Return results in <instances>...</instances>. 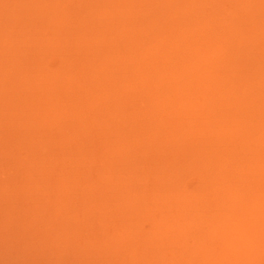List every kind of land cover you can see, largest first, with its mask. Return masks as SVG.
<instances>
[{
	"label": "rangeland",
	"instance_id": "1",
	"mask_svg": "<svg viewBox=\"0 0 264 264\" xmlns=\"http://www.w3.org/2000/svg\"><path fill=\"white\" fill-rule=\"evenodd\" d=\"M4 1L12 6L8 8ZM45 1L49 6L53 4L51 8ZM55 1L11 0L10 3L9 0H3L0 3V30L3 31L0 32V37L3 34L5 37L2 41L4 44L0 46V93L5 90L3 93L8 97L0 95L1 100L8 103L5 104L2 100L4 108L0 104L1 114L3 109L8 110L7 113L3 111L0 114V264H230L228 257L223 256L226 253L231 255L234 251L225 250V231L220 230L222 227L216 222L222 225L223 219L216 217L224 207L223 203L235 208L245 198L242 195L247 193L246 198H249L250 204L242 219L247 217L243 227L246 234L252 237V242L241 259L247 255L243 264H264V183L262 192L259 191L257 196L255 186L246 180V176H241V172L237 170L227 171V165L233 164L235 167L239 162L235 144L234 147L229 145L231 149L225 151L227 153L226 158L223 155V162L217 160L219 166L211 161L213 158H209L213 164L208 162L212 166H218H213V173L207 170L208 158L205 159L203 154L199 157H203L207 167L201 168L208 173L194 167L202 160L195 163L198 159L195 162L188 159L197 157L200 152L196 147L197 156L193 155V141L196 138L199 140L198 137L205 135L209 137L210 142L206 137H201L200 141L204 144L200 148L203 152L205 146V149L213 146L210 143L215 140L217 132H222L224 128V132L228 131L227 124L233 121L231 116L236 118L237 127L243 128L244 109L251 108L252 114L256 115L264 105V0H106L107 3L104 0ZM210 4L213 8L209 7ZM15 6V19L18 22L13 19L12 23L10 21L15 12L10 10L13 8L15 11ZM44 6L48 7L45 9ZM104 7L108 9L104 11ZM6 8L10 13H5ZM210 11H215L216 14L212 12V15ZM2 12L5 13L4 18L8 16L10 20L3 19ZM24 12L26 15H23ZM34 16L37 23H33ZM160 17L164 18V22ZM172 19L174 23L171 22ZM219 19L225 20L221 23L222 20ZM3 21L6 23H2ZM113 22L117 24L113 25ZM17 24L22 28L18 26V29ZM14 28L19 31L16 32ZM25 28L27 29L24 30ZM130 29L133 30L132 35ZM25 33L27 35L23 37ZM150 35L154 40H149ZM11 38L17 41L13 42ZM10 40L15 44L12 45ZM215 40L217 42L214 43ZM127 42L128 45L125 44ZM150 44L154 47L157 45L158 48L153 50ZM210 45L213 47L210 48ZM125 47L131 50H126ZM230 48L235 50L234 54ZM242 49L243 53L240 52ZM224 50L227 52L224 53ZM198 54L204 55L200 59ZM242 55L246 57L245 60ZM235 57L239 58L233 60ZM156 60L159 62L155 63ZM164 61H169L166 62L169 67L165 63L166 68H163ZM33 63L37 64L34 66ZM9 64L15 67L14 71ZM200 67L204 69H198ZM157 71L162 74L158 72L157 75ZM34 79H39L42 84L35 85ZM187 91L191 92L190 95ZM162 96L168 100L160 98ZM217 98L218 101H215ZM208 100L210 101L207 102ZM108 101L110 106H106ZM204 101L210 103L207 104L209 108L213 103L214 106L218 105V111L215 107L210 108L211 112L215 109L217 113L215 110L213 114L208 110L207 112ZM12 103L17 104L16 107ZM19 104L20 110L25 111H22L24 116L17 108ZM160 107L161 110L158 111ZM200 109H205L207 113ZM113 112L117 115L115 119L106 115H113ZM213 115L217 116L214 118ZM12 118L16 119L11 120ZM210 119L213 121H209ZM257 123L262 126L264 122ZM175 128L179 129L174 130ZM191 128L197 131L201 128L203 135L200 136L196 130L195 134ZM258 130L260 129L255 127L251 135H256ZM191 132L194 133L192 136ZM224 132L218 135H224ZM262 144L264 145V139ZM114 149L118 150V154ZM189 150L193 153L191 156L188 154ZM179 163L185 166L181 167V171L178 169ZM189 167L192 172L193 168L196 170L193 173L195 176L192 177ZM169 170L172 174H168ZM197 171L201 173L198 174ZM215 173L218 179L214 178ZM176 175L180 179L179 188L175 187L177 179L171 185L178 188L175 191L179 193L175 194L172 189L169 190L171 193L167 189L161 193L167 187L165 184L170 183V176L174 178ZM166 177L170 178L167 183ZM207 177L209 180H217L218 186L212 185L213 182L208 181ZM205 179L212 183V187L217 188L216 191H212ZM229 180L235 183L232 184ZM200 181L205 185L202 189ZM206 186L211 189L210 194L218 191L216 196L215 193L208 196ZM181 188L185 191L184 196ZM168 192H174V196L168 197ZM228 196L232 197L233 203L229 199L231 204H228ZM167 197H174V202H170ZM167 199L169 201L166 203ZM213 202L215 206H221V209L216 207L218 213L213 210V205L214 208L210 209ZM208 203L209 206H205ZM255 203L259 205L258 212L254 213L255 216L252 215V219H248L253 213L251 206ZM200 210L205 211V214L200 213ZM212 213H215L214 217ZM236 222L237 220L231 219L230 225ZM153 225L159 227L158 232L155 231L158 228ZM194 246L197 249H191ZM170 247L177 252L173 251V254Z\"/></svg>",
	"mask_w": 264,
	"mask_h": 264
},
{
	"label": "bare ground",
	"instance_id": "2",
	"mask_svg": "<svg viewBox=\"0 0 264 264\" xmlns=\"http://www.w3.org/2000/svg\"><path fill=\"white\" fill-rule=\"evenodd\" d=\"M0 1H1V0H0ZM2 1H3V0H2ZM2 1H1V2H2ZM6 1H7V0H6ZM38 1H39V0H36V2H38ZM56 1H57V0H56ZM56 1H55V2H56ZM104 1H105L106 3L108 2V1H106V0H104ZM104 1H103V2H104ZM151 1H152V0H151ZM156 1H157V0H156ZM161 1L163 2L164 0H161ZM234 1H235V0H234ZM1 2H0V3H1ZM9 2L12 3L11 0H9ZM24 2H25V1H24ZM36 2H35V4H36ZM53 2H54V1H53ZM101 2H102V1H101ZM101 2H100V3H101ZM105 2H104V3H105ZM212 2H213V1H212ZM218 2H219V1H218ZM3 3H5V1H4ZM6 3H7V2H6ZM6 3H5V4H6ZM17 3H18V2H17ZM45 3H46V5L49 4V3L47 4L46 1H45ZM45 3H44V4H45ZM56 3H57V2H56ZM56 3H55L54 5H56ZM100 3H99L98 5H100ZM150 3L153 4L154 2H153V3L150 2ZM157 3H160V1L157 2ZM175 3H178V2H175ZM219 3H220V2H219ZM221 3H222V2H221ZM221 3H220V4H221ZM14 4H16V3H13V5H14ZM26 4H29V3H26ZM44 4H43V5H44ZM50 4H52V3H50ZM154 4H155V3H154ZM154 4H153V5H154ZM6 5L8 6V8H9V6H12V5H9V3H7ZM52 5H53V4H52ZM52 5H50V6H52ZM174 5H177V4H173V6H174ZM211 5H212V4H210L209 7H210V8H213V7H211ZM213 5L215 6V3H213ZM232 5H233V4H232ZM48 6H49V5H48ZM48 6H44L45 9H46V7H48ZM50 6H49V7H50ZM102 6H104V5H102ZM156 6H158V5H156ZM164 6H165V5H164ZM181 6H182V5H181ZM221 6H222V5H221ZM242 6H243V5H242ZM98 7H100V6H98ZM8 8H6L5 13H6V11L9 12V13H10V11L15 12V13H13V14H15L14 18L12 17V21H10V22L13 23V22H14L13 19L16 20V19H15L16 14H17V13H16V12H17L16 6H15V9H16L15 11L12 10L13 8L9 11V10H7ZM23 8H24V7H23ZM29 8H30V7H29ZM31 8H32V7H31ZM50 8H51V7H50ZM50 8H49V9H50ZM155 8H158V7H155ZM155 8H154V10H155ZM165 8H166V7H165ZM191 8H192V7H191ZM191 8H190V9H191ZM215 8H216V7H215ZM215 8H214V9H215ZM244 8H245V7H244ZM18 9L20 10L19 7H18ZM24 9H25V8H24ZM24 9H23V10H24ZM32 9H33V8H32ZM47 9H48V8H47ZM49 9H48V10H49ZM52 9H53V8H52ZM52 9H51V10H52ZM105 9L107 10L108 8L104 7V11H106ZM158 9H160V8H158ZM184 9H185V8H184ZM214 9H213V10H214ZM236 9H237V8H236ZM19 10H18V11H19ZM27 10H28V9H27ZM55 10H56V9H55ZM191 10H192V9H191ZM191 10H190V11H191ZM210 10H211V9H210ZM216 10H217V8H216ZM218 10H219V8H218ZM237 10H238V9H237ZM28 11H30V10H28ZM28 11H27V12H28ZM56 11H57V10H56ZM102 11H103V9H102ZM166 11H168V10H166ZM190 11H189V12H190ZM161 12H162V11L160 10V13H161ZM210 12H211V11H210ZM212 12H213L214 14H216L215 11H212ZM212 12H211V14L213 15ZM217 12H218V11H217ZM246 12H247V11H246ZM2 13H3V12H2ZM5 13L2 14V18L5 19V20H8L7 18H9V20H10V17H8V16H6V15H5L6 18H4L3 15H4ZM103 13H104V12H103ZM177 13H178V12H177ZM204 13H205V12H204ZM238 13H239V12H238ZM7 14H8V13H7ZM11 14H12V12H11ZM19 14H20V12H19ZM98 14H100V11H98ZM98 14L96 13V15H98ZM180 14H183V13L181 12ZM189 14H190V13H189ZM240 14H241V12H240ZM251 14H252V13H251ZM23 15H26L25 12H24ZM38 15H40V14H37V16H38ZM47 15H48V14H47ZM55 15H56V14H55ZM101 15H102V14H101ZM150 15H153V14H150ZM162 15H163V14H162ZM167 15H169V14H167ZM11 16H12V15H11ZM37 16H36V17H37ZM111 16H113V15H111ZM159 16H161V15L159 14ZM179 16H180V15H179ZM182 16H183V15H182ZM187 16H188V14H187ZM189 16H190V15H189ZM226 16H228V15H226ZM242 16H244V15H242ZM19 17H20V16H19ZM19 17H18V18H19ZM22 17H23V16H22ZM27 17H28V16H27ZM39 17H40V16H39ZM109 17H110V15H109ZM157 17H158V16H157ZM167 17H168V16H167ZM183 17H184V16H183ZM183 17H182V18H183ZM193 17H194V16H193ZM205 17H206V16H205ZM16 18H17V17H16ZM25 18H26V17H25ZM30 18H31V17H30ZM46 18H47V17H46ZM46 18H45V19H46ZM111 18H112V17H111ZM114 18H115V16H114ZM151 18H152V17H151ZM160 18H162V20L164 19L163 17H160ZM178 18H179V17H178ZM186 18H187V17H186ZM112 19H113V18H112ZM156 19H157V18H156ZM158 19H159V18H158ZM158 19H157V20H158ZM187 19H188V18H187ZM190 19H191V18H190ZM237 19H238V18H237ZM1 20H2V19H1ZM1 20H0V21H1ZM22 20H23V19H22ZM26 20H29V19L27 18ZM26 20H25V22H26ZM34 20H35V16H34L33 21H34ZM128 20H129V18H128ZM149 20H150V18H148V21H149ZM157 20H156V21H157ZM167 20H169V19H167ZM180 20H181V19H180ZM182 20H183V19H182ZM221 20H222L221 23H223V21H224L225 19H224V20L221 19ZM221 20L219 19V21H221ZM16 21H17V20H16ZM16 21H15V23H16ZM20 21H21V20H20ZM113 21H114V20H113ZM126 21H127V20H126ZM172 21H173V19L171 20V22H172ZM183 21L185 22L186 20H183ZM4 22L6 23V21H3L2 23H4ZM17 22H18V21H17ZM31 22H32V21H31ZM41 22H42V21H41ZM70 22H71V21H70ZM110 22H111V21H110ZM152 22H155V21L153 20ZM152 22H150V23H152ZM157 22H159V24H160V21H157ZM163 22H164V20H163ZM167 22H169V21H167ZM174 22H175V21H174ZM174 22H172V23H174ZM189 22H190V21H188V23H189ZM0 23H1V22H0ZM5 23H4V24H5ZM8 23H9V22H8ZM19 23H20V22H19ZM28 23H29V22H28ZM33 23H37V20L34 21ZM39 23H40V21H39ZM44 23H47V21L44 22ZM111 23H112V22H111ZM161 23H162V22H161ZM225 23H226V21H225ZM9 24H10V23H9ZM9 24H7V26H8ZM26 24H27V23H26ZM29 24H30V23H29ZM114 24H117V23H116V22H113V25H114ZM155 24L158 25L157 23H155ZM163 24H164V23H163ZM169 24H170V22H169ZM177 24H178V23H177ZM181 24H182V23H181ZM13 25H14V24H13ZM68 25H70V24H68ZM113 25H112V26H113ZM119 25H120V24H119ZM123 25H124V24H123ZM123 25H122V26H123ZM170 25H171V24H170ZM172 25H173V24H172ZM172 25H171V26H172ZM178 25H179V24H178ZM251 25H252V24H251ZM2 26H3V24H2ZM4 26H5V25H4ZM10 26H12V25L10 24ZM18 26H20V25L17 24L16 27L18 28ZM26 26H27V25H26ZM31 26H32V25H31ZM36 26H37V24H36ZM45 26H46V25H45ZM57 26H58V25H57ZM76 26H77V24H76ZM105 26H106V25H105ZM122 26H121V27H122ZM124 26H125V28H126V25H124ZM158 26H160V25H158ZM166 26H168V25L166 24ZM184 26H186V25H184ZM255 26H257V25H255ZM258 26H259V25H258ZM5 27H6V26H5ZM20 27H21V26H20ZM41 27H42V26H41ZM46 27H47V26H46ZM115 27H117V26H115ZM141 27H143V25H142ZM163 27H164V25H163ZM250 27H251V26H250ZM253 27H254V26H253ZM0 28H1V27H0ZM21 28H22V27H21ZM122 28H124V27H122ZM125 28H124V29H125ZM130 28H131V27H130ZM168 28H169V27H168ZM231 28H233V27H231ZM2 29H3V28H2ZM8 29L10 30L11 28H8ZM14 29H15V28H14ZM18 29H19V28H18ZM26 29H27V28H25L24 30H26ZM41 29H42V28H41ZM44 29H46V28H44ZM54 29H55V28H54ZM140 29H141V28H140ZM140 29H138V30H140ZM166 29H167V28H166ZM170 29H172V27H171ZM178 29H179V28H178ZM225 29H227V28H225ZM225 29H224V30H225ZM4 30H5V29H4ZM46 30H47V29H46ZM46 30H45V31H46ZM130 30H131V29H130ZM168 30H169V29H167V31H168ZM179 30H180V29H179ZM181 30H182V29H181ZM228 30H229V29H228ZM10 31H11V30H10ZM15 31H16V29H15ZM17 31H19V30H17ZM17 31H16V32H17ZM43 31H44V30H43ZM47 31H48V30H47ZM119 31H120V30H119ZM143 31H145V29H144ZM150 31H151V30H150ZM183 31H184V30H183ZM222 31H223V30H222ZM0 32H3V31L0 30ZM16 32H15V33H16ZM20 32H21V30H20ZM26 32H27V31H26ZM117 32H118V31H117ZM124 32H125V31H124ZM128 32H129V31H128ZM132 32H133V30H131L130 35H132ZM169 32H170V30H169ZM184 32H186V31H184ZM15 33L13 32V34H15ZM118 33H119V32H118ZM120 33H122V32H120ZM120 33H119V34H120ZM126 33H127V32H126ZM134 33H136V32H134ZM134 33H133V34H134ZM158 33H159V32H158ZM160 33H161V32H160ZM167 33H168V32H167ZM175 33H176V32H175ZM177 33H178V32H177ZM39 34H41V33H39ZM122 34H123V33H122ZM137 34H138V33H136V35H137ZM140 34H141V33H140ZM155 34H156V33H155ZM155 34H154V36H155ZM169 34H171V32H170ZM229 34H230V33H229ZM234 34H235V33H234ZM26 35H27V34L25 33V35H23V37L26 36ZM41 35H43V34H41ZM125 35H126V34H125ZM130 35H129V36H130ZM134 35H135V34H134ZM148 35H149V34H148ZM156 35H157V34H156ZM162 35H163V34H162ZM162 35H161V36H162ZM165 35H166V33H165ZM181 35H182V34H181ZM236 35H237V34H236ZM236 35H235V37H236ZM2 36H3V37H0V46H1V44H4V43L2 42V41H4L3 38H5V37H4V34H3ZM14 36H15V35H14ZM16 36H18V35H16ZM52 36H53V35H52ZM122 36H124V35H122ZM154 36H152V37H154ZM50 37H51V36H50ZM131 37H132V36H131ZM143 37H144V36H143ZM157 37H158V36H157ZM173 37H174V36H173ZM179 37H180V36H179ZM182 37H183V36H182ZM212 37H213V36H212ZM229 37H230V36H229ZM26 38H27V37H26ZM28 38H29V36H28ZM129 38H130V37H129ZM144 38H146V37H144ZM148 38H149V40H150L151 35H150ZM158 38H159V37H158ZM184 38H186V37H184ZM220 38H221V37H220ZM7 39H9V38H7ZM20 39H21V38H20ZM22 39H23V38H22ZM52 39H53V37H52ZM52 39H51V40H52ZM56 39H57V38H56ZM151 39H152V38H151ZM174 39H175V38H174ZM179 39H180V38H179ZM182 39H183V38H182ZM231 39H232V38H231ZM234 39L236 40V38H233V40H234ZM11 40L13 41V38H11ZM11 40H10V42H11ZM28 40H29V39H28ZM126 40H127V39H126ZM126 40H125V41H126ZM140 40H141V39H140ZM152 40H154V39H152ZM165 40H166V38H165ZM169 40H170V39H169ZM169 40H168V41H169ZM180 40H181V39H180ZM188 40H189V38L186 40V42H188ZM233 40H232V41L230 40V41L233 42ZM8 41H9V40H8ZM14 41H17V40H14ZM14 41H13V42H14ZM143 41H145V39H143ZM147 41H148V40H147ZM25 42H26V43H29V42H27V41H25ZM129 42H131V40H129ZM139 42H140V41H138V43H139ZM154 42H156V41H154ZM154 42H153V43H154ZM180 42H181V41H180ZM215 42H217V40H215L214 43H215ZM238 42H239V41H237V43H238ZM49 43L51 44V42H49ZM136 43H137V42H136ZM147 43H148V42H147ZM166 43H167V42H166ZM169 43H170V42H169ZM183 43H185V42H183ZM214 43H213V44H214ZM234 43H235V41H234ZM11 44L14 45L15 43L13 44V43L11 42ZM11 44H10V45H11ZM17 44H18V46H19V42H17ZM17 44H16V45H17ZM46 44H47V43H46ZM46 44H45V45H46ZM125 44L128 45V42L125 43ZM129 44H130V43H129ZM134 44H135V42H134ZM209 44H210V43H209ZM211 44H212V43H211ZM235 44H236V43H235ZM10 45H9V46H10ZM12 45L10 46L11 49L13 48ZM16 45H15V46H16ZM26 45H27V44H26ZM28 45H29V44H28ZM33 45H34V44H33ZM33 45H32V46H33ZM126 45H125V46H126ZM142 45H143V44H142ZM142 45H141V46H142ZM154 45H155V43H154ZM171 45H172V43H171ZM231 45H233V44H231ZM237 45H238V44H237ZM15 46H14V47H15ZM18 46H16V47H18ZM35 46H36V45H35ZM35 46H34V47H35ZM37 46H38V45H37ZM65 46H66V45H64V47H65ZM133 46H134V45H133ZM136 46H137V45H136ZM150 46H151V48L153 49V48H155L157 45L154 47V46H152V44H150ZM242 46H243V45H242ZM4 47H5V46H4ZM6 47H7V45H6ZM16 47H15V48H16ZM26 47H27V46H26ZM30 47H31V46H30ZM30 47H29V50H30ZM138 47H139V46H138ZM178 47H179V46H178ZM208 47H209V46H208ZM211 47H213V46L210 45V48H211ZM226 47H229V46H226ZM233 47H235V46L233 45ZM237 47H239V46H237ZM247 47H248V46H247ZM7 48H8V47H7ZM18 48H19V47H18ZM18 48H17L15 51H17ZM31 48L33 49V47H31ZM36 48H37V47H36ZM59 48H60V47H59ZM62 48H63V47H62ZM130 48H131V46H130ZM130 48H128V49H130ZM156 48H158V47H156ZM170 48H171V47H170ZM172 48H173V47H172ZM223 48H224V46H223ZM2 49H3V48H2ZM2 49H1V50H2ZM39 49H41V48L39 47ZM39 49H38V50H39ZM125 49H126V47H125ZM128 49H126V50H128ZM164 49H167V48H164ZM215 49H216V46H215ZM219 49H220V48H219ZM226 49H227V48H226ZM230 49H232V52H233V54H234V51H235V50H234L233 48H230ZM237 49H238V48H237ZM5 50H6V49H5ZM5 50H4V51H5ZM27 50H28V49H27ZM41 50H42V49H41ZM130 50H131V49H130ZM132 50H133V49H132ZM134 50H135V48H134ZM134 50H133V51H134ZM143 50H145V49L143 48ZM153 50H154V49H153ZM206 50H207V49H206ZM233 50H234V51H233ZM239 50H240V49H239ZM8 51H9V50H8ZM10 51H11V50H10ZM12 51H14V49H12ZM23 51H24V50H23ZM25 51H26V50H25ZM31 51H32V50H31ZM34 51H37V50L34 49ZM42 51H43V50H42ZM58 51H59V50H58ZM146 51H147V50H146ZM156 51H158V50H156ZM160 51H161V47H160ZM162 51H163V50H162ZM162 51H161V52H162ZM169 51L171 52V50H169ZM169 51H168V53H169ZM177 51H179V50H177ZM211 51H212V50H211ZM221 51H222V50L220 49V52H221ZM242 51H243V49H242L240 52H242ZM52 52H53V51H52ZM130 52H132V51H130ZM189 52H190V51H189ZM193 52H194V51H193ZM223 52L226 53L227 51L224 50ZM223 52H222V55H223ZM166 53H167V52H166ZM168 53H167V55H168ZM194 53H195V52H194ZM206 53H208V52H206ZM218 53H219V52H218ZM236 53H237V52H236ZM242 53H243V52H242ZM131 55H132V54H131ZM133 55H134V53H133ZM136 55H137V53H136ZM148 55H149V54H148ZM202 55H204V54H201L200 56H199V54H198L197 56H199L200 59H201V56H202ZM162 56H163V55H162ZM189 56H190V55H189ZM194 56H195V54H194ZM194 56H193V58H195ZM240 56H241V55H240ZM242 56H243V55H242ZM152 57H153V56H152ZM177 57H178V55H177ZM243 57H244V56H243ZM249 57H250V56H249ZM253 57H254V56H253ZM157 58H158V57H157ZM157 58H156V59H157ZM162 58H163V57H162ZM191 58H192V57H191ZM206 58H207V56H206ZM238 58H239V57H238ZM238 58H237V59H238ZM245 58H246V57H244L243 59L245 60ZM154 59H155V58H153V60H154ZM198 59H199V58H198ZM219 59H221V58H219ZM225 59H226V58H225ZM229 59H230V58H229ZM237 59H236V57H235V59L233 58V60H237ZM243 59H242V60H243ZM147 60H148V59H147ZM153 60H152V61H153ZM168 60L170 61V59H168ZM195 60H196V58H195ZM209 60H210V59H209ZM221 60H222V59H221ZM233 60H232V61H233ZM250 60H251V58H250ZM11 61H14V59H12ZM131 61H132V60H131ZM148 61H149V60H148ZM169 61H166V62L168 63ZM181 61H182V59H181ZM198 61H199V60H198ZM200 61H202V60H200ZM222 61H223V60H222ZM239 61H240V60H239ZM134 62H135V59H134ZM157 62H159V61L156 60L155 63H157ZM166 62L164 61V63H163V66H164V67L162 66L163 68H166L165 65H168L167 67H169V64H167ZM219 62L221 63V61H219ZM228 62H229V61H228ZM233 62H234V61H233ZM241 62H242V61H241ZM243 62H244V61H243ZM243 62H242V63H243ZM38 63H39V62H38ZM165 63H166V64H165ZM225 63H226V62H225ZM229 63H230V62H229ZM231 63H232V62H231ZM27 64H28V63H27ZM30 64H32V63H30ZM33 64H34V63H33ZM36 64H37V63H36ZM36 64H34V66H35ZM41 64H42V63H41ZM164 64H165V65H164ZM203 64H205V63H203ZM238 64H239V63H238ZM161 65H162V63H161ZM170 65H171V64H170ZM206 65H207V64H206ZM224 65H225V64H224ZM227 65H228V63H227ZM227 65H226V66H227ZM234 65H235V64H234ZM236 65H237V64H236ZM262 65H263V64H262ZM9 66H11V70L14 71V68H15V67H12V65H10V64H9ZM139 66H140V65H139ZM143 66H144V65H143ZM228 66H229V65H228ZM238 66H239V65H238ZM132 67H133V66H132ZM241 67L243 68V64H242ZM241 67H240V68H241ZM251 67H252V66H251ZM9 68H10V67H9ZM40 68H41V67H40ZM138 68H140V67H138ZM146 68H147V67H146ZM150 68H151V67H150ZM208 68H209V66H208ZM222 68H223V67H222ZM236 68H237V66H236ZM244 68H245V67H244ZM24 69H25V68H24ZM41 69H42V68H41ZM154 69H155V68H154ZM161 69H162V68H161ZM198 69H200V70L202 69V70H203L204 68H201V67H200V68H198ZM223 69H224V68H223ZM228 69H229V68H228ZM11 70H9V71L11 72ZM52 70H53V69H52ZM56 70H57V69H56ZM137 70H138V69H137ZM148 70H149V69H148ZM240 70H243V69H240ZM259 70H260V69H259ZM49 71H50V70H49ZM133 71L136 72V70H133ZM198 71H199V70H198ZM221 71H222V70H221ZM238 71H239V70H238ZM244 71H245V70H244ZM246 71H247V70H246ZM250 71H251V70H250ZM250 71H248V73H249ZM261 71H262V70H261ZM263 71H264V70H263ZM33 72H34V71H33ZM33 72H32V73H33ZM44 72H45V71H44ZM54 72H55V71H54ZM152 72H153V71H152ZM155 72H156V70H155ZM155 72H153V73H155ZM158 72H159V71H157V75H158ZM162 72H163V69H162ZM200 72H201V71H200ZM225 72H226V69H225ZM241 72H242V71H241ZM13 73H14V72H13ZM34 73H35V72H34ZM51 73H52V72H51ZM51 73H50V74H51ZM145 73H146V71L144 72V74H145ZM159 73H160V72H159ZM222 73H223V72H222ZM106 74L108 75L109 72L106 73ZM149 74H151V73H149ZM155 74H156V73H155ZM160 74H162V73H160ZM223 74H224V73H223ZM237 74H238V73H237ZM260 74H261V73H260ZM29 75H30V73H29ZM52 75H53V74H52ZM55 75H56V74H55ZM137 75H138V74H137ZM152 75H154V74H152ZM179 75H180V74H179ZM205 75H208V73L205 74ZM205 75H204V77H206ZM225 75H226V74H225ZM253 75H254V74H253ZM33 76H34V75H33ZM40 76H41V75H40ZM145 76H146V75H145ZM236 76H237V75H236ZM239 76H240V75H239ZM257 76H258V73H257ZM260 76H262V75H260ZM37 77H38V76H37ZM49 77H50V76H49ZM153 77H154V76H153ZM156 77H157V76H156ZM171 77H173V75H172ZM182 77H183V76H182ZM200 77H201V76H200ZM223 77H224V76H223ZM1 78H2V77H0V79H1ZM30 78H32V76H31ZM35 78H36V77H35ZM54 78H56V77L54 76ZM144 78H145V77H144ZM147 78H148V76H147ZM150 78H151V77H150ZM154 78H155V77H154ZM257 78H258V77H257ZM41 79H42V78H41ZM106 79H107V78H106ZM151 79H153V78H151ZM155 79H156V78H155ZM198 79H199V78H198ZM205 79H207V78H205ZM208 79H211V78L208 77ZM208 79L206 80L207 82H208ZM259 79H260V78H259ZM4 80H5V79H4ZM43 80H44V79H43ZM147 80H148V79H147ZM153 80H154V79H153ZM213 80H215V79H213ZM244 80H245V77H244ZM31 81H32V80H31ZM31 81H30V84H32ZM195 81H197V80H195ZM210 81H211V80H209V82H210ZM253 81H256V80H253ZM3 82H4V81H3ZM3 82H2V83H3ZM33 82H34L35 85H36L37 83H38L39 85L42 84V82L39 81V79H38V80L34 79ZM40 82H41V83H40ZM154 82L156 83V81H154ZM158 82H159V81H157V83H158ZM160 82H161V81H160ZM160 82H159V83H160ZM199 82H200V81H199ZM211 82H212V81H211ZM214 82H215V81H214ZM220 82H221V81H220ZM222 82H223V81H222ZM256 82H257V81H256ZM55 83H56V82H55ZM145 83H146V81H145ZM152 83H153V82H152ZM155 83H154V85H156ZM235 83H236V82H235ZM253 83H254V82H253ZM5 84H6V83H5ZM45 84H46V83H45ZM146 84H147V83H146ZM195 84H196V83H195ZM203 84L205 85V83H203ZM246 84H247V83H246ZM3 85H4V84H2V86H3ZM15 85H16V84H15ZM19 85H20V84H19ZM46 85H47V84H46ZM157 85H158V84H157ZM201 85H202V84H201ZM249 85H250V84H249ZM226 86H228V85H226ZM33 87H34V86H33ZM145 87H146V86H145ZM166 87H167V86H166ZM171 87H172V86H171ZM194 87H195V86H194ZM194 87H193V88H194ZM240 87H241V86H240ZM245 87H246V86H245ZM249 87H251V86H249ZM40 88H41V87H40ZM54 88H55V87H54ZM68 88H69V86H68ZM152 88H153V87H152ZM152 88H151V89H152ZM157 88H158V87H157ZM164 88H165V87H164ZM173 88H174V87H173ZM198 88H199V87H198ZM201 88H202V86H201ZM214 88H216V87H214ZM246 88H247V87H246ZM1 89H2V87H1ZM10 89H12V87H10ZM141 89H142V88H141ZM161 89H162V87H161ZM168 89H169V88H168ZM171 89H172V88H171ZM219 89H220V88H219ZM229 89H230V88H229ZM229 89H228V90H229ZM3 90H4V89H3ZM53 90H54V89H53ZM142 90H143V89H142ZM155 90L158 91L159 89L157 90V89L155 88ZM162 90H163V89H162ZM166 90H167V88H166ZM166 90H165V91H166ZM205 90H207V88H206ZM211 90H212V89H211ZM228 90H227V92L229 93ZM234 90H235V89H234ZM248 90H249V89H248ZM4 91H5V90H4ZM4 91H3V92H4ZM12 91H14V90H12ZM152 91H153V89H152ZM189 91H190V90H189ZM220 91H221V90H220ZM239 91H240V89H239ZM3 92H2V90H1L0 95L2 94V96H4V98H8L7 95H4L5 93H3ZM49 92H50V91H49ZM68 92H69V91H68ZM72 92L74 93V89H73ZM142 92H143V91H142ZM158 92H159V91H158ZM158 92H157V93H158ZM163 92H164V90H163ZM210 92H212V91H210ZM215 92H216V90H215ZM215 92L213 91L214 94H215ZM164 93L167 94V91L164 92ZM164 93H163V94H164ZM168 93H169V92H168ZM175 93H176V92H175ZM190 93H191V92H190ZM190 93L187 91V94L190 95ZM199 93H201V92H199ZM206 93H207V92H206ZM241 93H247V92H241ZM173 94H174V92H173ZM204 94H205V93H203V95H204ZM9 95H10V94H9ZM137 95H138V94H137ZM157 95H159V94H157ZM160 95H161V91H160ZM215 95H216V94H215ZM234 95H236V94H234ZM2 96H0V97L2 98ZM5 96H6V97H5ZM167 96H169V95H167ZM167 96H166V97H167ZM192 96L194 97V95H192ZM197 96H198V95H197ZM197 96H196V97H197ZM236 96H237V95H236ZM248 96H249V95H248ZM26 97H27V96H26ZM26 97H24V98L26 99ZM28 97H29V96H28ZM31 97H32V96H31ZM155 97H156V96H155ZM190 97H191V96H190ZM196 97H195L194 99H196ZM200 97H201V95H200ZM216 97H217V96H215V98H216ZM219 97H221V96H219ZM227 97H228V96H227ZM229 97H230V96H229ZM238 97H239V96H238ZM1 98H0V104H1V106H2L3 103L8 104V103H6L7 101H4L3 99H2V100H3L4 102L1 103V102H2ZM12 98H14V96H13ZM29 98H30V97H29ZM29 98H28V100H29ZM160 98H164V97L162 96V97H160ZM211 98H212V96H211ZM221 98H222V97H221ZM32 99H33V98H32ZM155 99H156V98L153 99V100H154L153 103L155 102ZM169 99H170V98H169ZM188 99H189V97H188ZM205 99L207 100V97H206ZM234 99H236V98H234ZM7 100H8V99H7ZM17 100H18V99H17ZM17 100H16V101H17ZM151 100H152V98H151ZM157 100H158V99H157ZM157 100H156V101H157ZM164 100H166V99L164 98ZM167 100H168V98H167ZM167 100H166V101H167ZM186 100H187V99H186ZM214 100H215V99H214ZM223 100H224V99H223ZM8 101H9V100H8ZM21 101H22V100H21ZM111 101H112V100H111ZM166 101H165V102H166ZM179 101H181V100H178V102H179ZM189 101H190V100H189ZM196 101H197V99L195 100V102H196ZM209 101H210V100H208L207 102H209ZM215 101H218V98H217V100H215ZM263 101H264V100H263ZM27 102H28V101H27ZM29 102H30V101H29ZM109 102H110V101L107 102L106 106H110V105H111ZM138 102H140V101H138ZM163 102H164V101H163ZM175 102H176V101H175ZM195 102H194V103H195ZM221 102H222V101H221ZM226 102H227V101H226ZM18 103H19V102H17V104H18ZM108 103H109V105H108ZM136 103H137V101H136ZM156 103H158V102H156ZM188 103H190V102H188ZM205 103H206V102L204 101V104H205ZM219 103H220V102H219ZM223 103H224V102H223ZM12 104H13V103H12ZM17 104H16V105H17ZM20 104H21V102H20ZM20 104L17 106V108L20 106ZM25 104H27V103H25ZM154 104H155V103H154ZM168 104H169V102H168ZM173 104H175V103H173ZM197 104H198V102H197ZM207 104H208V103H206V105H207ZM216 104H218V102H217ZM216 104H215V105H216ZM225 104H226V103H225ZM10 105H11V104H10ZM13 105H14V104H13ZM16 105H14V106L16 107ZM152 105H153V104H152ZM157 105H158V104H157ZM166 105H167V104H166ZM166 105H165V106H166ZM169 105H170V104H169ZM206 105H203V107H205ZM208 105H210V103H209ZM208 105L205 107V108H206V111H207V110L210 111V108H211V107H212V108L215 107V109L218 108V110H219V107H217L218 105H217V106H214V103H213V106H210V108H209ZM1 106H0V109L4 106V104H3L2 107H1ZM22 106H27V105H22ZM35 106H36V105H35ZM37 106H38V107H41L40 105H37ZM150 106H151V105H150ZM153 106H154V105H153ZM162 106H163V105H162ZM179 106H181V105H179ZM199 106H200V105H199ZM219 106H220V105H219ZM225 106H227V105H225ZM5 107H6V106H5ZM15 107H13V109H14ZM155 107H156V106H155ZM170 107H171V105L169 106V108H170ZM3 108H4V107H3ZM7 108H8V107H7ZM25 108H26V107H25ZM35 108H36V107H35ZM158 108H159V105H158ZM225 108L227 109V107H225ZM237 108H238V107H237ZM8 109H9V108H8ZM15 109H16V108H15ZM21 109H22V107H21ZM215 109H214V110H215ZM9 110H10V109H9ZM18 110H20V107H19ZM25 110H26V109H25ZM104 110H105V109H104ZM154 110H156V109H154ZM159 110H161V107H160V109H158V111H159ZM200 110H202V109H200ZM212 110H213V109H212ZM214 110H213V112H214ZM216 110H217V109H216ZM216 110H215V111H216ZM218 110H217V111H218ZM224 110H225V109H223V111H224ZM3 111H5L6 113L8 112V110L6 111V109H5V110L3 109V110H2V114L4 113ZM15 111H16V110H15ZM22 111H24V110H20L21 114H22ZM105 111H106V110H105ZM105 111H103V112H105ZM202 111H203V110H202ZM206 111H205V109H204L203 112H204V113H207L208 111H207V112H206ZM217 111H216L215 113H217ZM220 111H221V110H220ZM225 111H226V110H225ZM244 111H245V114H244V126H243V128H241V127L238 128L237 125H236V123H237L236 120H235L236 118H234L233 116H231V117L233 118V121H232V123L227 124V125H228V131L226 130V131L224 132V129H225V128H224V129L222 130V132H224V135H218L219 133H220V134H223V133H222V132H217L218 134H216V135H215L216 137H214L215 140H214L212 143H210V145L212 144L213 146H208V149H205V148H206V146H205L204 149H203V152H201V148H200V146L203 147L202 144H204V143H202V141H200V140H201V137H202L201 135H203V133L201 134V132H200V129H201V128L197 131V130H196L197 128L195 127V128H196L195 130L197 131V133H198V132L200 133V136H201V137H198L199 140H198L197 138H196V140L193 139V140H194L193 142L195 143V147H194L195 149L192 150V151H194V154L192 153L191 150H189V152H190V151H191V152H190V153L188 152V154H189L190 156H191L192 154L195 156V154L197 153V152L195 151V150H196V147H197V149L199 148L197 151L199 152V150H200L201 154H199V153H200V152H199V153H197L198 156H197V154H196L197 157H195V158H194V157H191L193 160L190 159V158H188V159L191 160L192 162H193V161L195 162V161L198 159L199 161L197 160V161L195 162V163H198V162H200V161L203 159V157H204V158H205V157L208 158L207 162L210 161L209 158H211V159L213 158L215 161H214L213 159H212L211 161H213V163H216V165H218V162H219V161H222V162H223V160H224V156H223V155H224L225 153H227V152H225V151H228V148L231 149V147H230L229 145L231 144V145H233V147H234V144H235V147H234V148H236V151H237V153H238L237 155H238V161H239V162H238L237 165H235V167L233 166V164H229V165H227V171H235V170H237L238 172H241V173H240L241 176H242V175L246 176V177H247L246 180H248L250 183H252V184L255 186V187H254V188H255V193H256V195H257L259 191L262 192V190H263V189H262V183H264V145L262 144L263 139H264V137H263V135H264V132H263L264 123L262 124V126H259L260 124H258V123L256 124V122H257V121H258V122H262V121L264 122V105H263L262 109L259 110L258 112H257V108L255 109V112H257L256 115H253V114H252V112H251V108L246 107V108L244 109ZM18 112H19V111H18ZM20 112H19V113H20ZM24 112H25V111H24ZM24 112H23V113H24ZM160 112H161V111H160ZM213 112L210 111V113H212V114H213ZM6 113H5V114H6ZM10 113H11V112H10ZM14 113H15V112H14ZM51 113H52V112H51ZM106 113H107V111H106ZM108 113H109V112H108ZM110 113H111V112H110ZM178 113H179V112H178ZM210 113H209V114H210ZM225 113H226V112H225ZM225 113H224V114H225ZM0 114H1V113H0ZM2 114H1V115H2ZM5 114H4V115H5ZM111 114H112V113H111ZM111 114H106V115L112 116L114 119H115V117H117V115H115L114 112H113V115H114V116L111 115ZM162 114H163V113H162ZM175 114H177V113H175ZM224 114H223V115H224ZM6 115H7V114H6ZM48 115H49V113H48ZM150 115H151V114H150ZM198 115H199V114H198ZM210 115H211V114H210ZM17 116H18V114H17ZM22 116H24V115L22 114ZM22 116H21V118H22ZM170 116H171V115H170ZM215 116H217V115H213L214 118H215ZM227 116L229 117L228 114H227ZM227 116L225 115L226 118H228ZM11 117H14V115H12ZM157 117H158V116H157ZM173 117H174V116H173ZM221 117H222V116H221ZM225 117H224V118H225ZM237 117H238V116H237ZM239 117H240V116H239ZM239 117H238V118H239ZM218 118H220V116H218ZM242 118H243V117H242ZM15 119H16V118H15ZM15 119L12 118L11 120H15ZM154 120H155V119H154ZM159 120H160V119H159ZM159 120H158V121H159ZM175 120H177V119H175ZM203 120H204V118H203ZM203 120H202V122H203ZM211 120H212V119H210L209 121H211ZM18 121H19V120H18ZM170 121H171V119L169 120V122H170ZM192 121H193V120H192ZM195 121H196V120H195ZM212 121H213V120H212ZM239 121H240V119H239ZM178 122H179V117H178ZM188 122H189V121H188ZM200 122H201V120H200ZM207 122H208V121H207ZM242 122H243V121H242ZM19 123H20V122H19ZM22 123H23V122H22ZM167 123H168V122H167ZM184 123H185V122H184ZM184 123H182V124H184ZM189 123H192V122H189ZM218 123H219V122H218ZM226 123H227V121H226ZM168 124H169V123H168ZM172 124H174V123H172ZM180 124H181V122L179 123V125H180ZM187 124H188V123H187ZM174 125H175V124H174ZM174 125H173V126H174ZM179 125H178V126H179ZM201 125H202V123H201ZM211 125H212V124H211ZM109 126H110V125H109ZM184 126H185V125H184ZM188 126L190 127V124H188ZM193 126H194V125H193ZM207 126H208V124H207ZM213 126H214V125H213ZM224 126H226V125H224ZM153 127H154V126H153ZM180 127H181V126H180ZM191 127H192V126H191ZM221 127H222V126H221ZM255 127H257L258 129H260V130H258L259 132L256 134L257 136H256L255 134H254V136L251 135V132H253V129H255ZM171 128H172V127H171ZM198 128H199V127H198ZM202 128H203V127H202ZM152 129H153V128H152ZM152 129H151V130H152ZM176 129H179V128H175L174 130H176ZM191 129H192V128H191ZM203 129H204V128H203ZM211 129H212V128H211ZM218 129L220 130V127H218ZM226 129H227V128H226ZM192 130L195 131L194 128H193ZM214 130H216V127L214 128ZM196 131L194 132L195 134H196ZM206 131H208L207 128H206ZM177 132H178V131H177ZM204 132H205V130H204ZM214 132H215V131H214ZM214 132H213V134H214ZM194 133L191 132L190 135L192 136ZM199 133H198V134H199ZM207 133H208V132H207ZM174 134H175V133H174ZM213 134H212V135H213ZM252 134H253V133H252ZM204 135H205V134H204ZM207 135L209 136V133H208ZM186 136H187V135H186ZM205 137L207 138L206 135H205L204 137H202V138H205ZM262 137H263V138H262ZM180 138H181V137H180ZM180 138H179V140H180ZM193 138H195V137H193ZM208 138H209V137H208ZM208 138H207L206 140H208V142H210ZM212 139H213V138H212ZM206 140H205V141H206ZM176 141H177V140H176ZM188 143H189V142H188ZM206 143H207V142H206ZM207 145H208V143H207ZM182 146H183V145H182ZM115 147H116V149H119L118 146H115ZM115 147H114V148H115ZM186 147H187V146H186ZM181 148H182V147H181ZM187 148H188V147H187ZM116 149H114V151H116ZM117 151H118V150H117ZM117 151H116V152H117ZM177 151H178V150H177ZM117 154H118V152H117ZM202 154H203V157H201ZM199 155H201V156L199 157ZM190 156H189V157H190ZM174 157H177V156H174ZM225 158H226V154H225ZM205 159H206V158H205ZM119 160H120V159H119ZM178 160H179V158H178ZM217 160H218V162H217ZM228 160H231V162H232V159H231V158H229ZM191 161H190V162H191ZM202 161H203V160H202ZM202 161H201V162H202ZM211 161H210V162H211ZM201 162L199 163L200 165L202 164L201 166H200L199 164H197L196 166H194V165H193V166H194L195 168H196V167H197V168H201L202 166H203V167L205 166L204 168H206V167H207V165H206V164H207L206 161H203V162H205V163H204L205 165L203 164V162H202V163H201ZM195 163H194V164H195ZM208 163H209V162H208ZM211 163H212V162H211ZM211 163H209V165H208V168H209V169H207V170H211V173H213V172H214V171H213V170H214L213 166H214V167H216V166H215V165L212 166ZM213 163H212V164H213ZM179 164H180V168H178V169L181 171V167L184 168L185 166H182L181 163H179ZM190 165H191V164H190ZM198 165H199V166H198ZM210 165L212 166L211 168L209 167ZM218 166H219V165H218ZM218 166H217V167H218ZM177 167H178V166H177ZM177 167H176V168H177ZM217 167H216V168H217ZM190 168H191V167H189V169H188V168H187V169H188V171L190 170V172H191V174H192V177H193V176H195V175H193V173H195L196 170H194V168H193V171H194V172H192V171H191L192 168H191V169H190ZM197 168H196V169H197ZM212 168H213V170H212ZM239 169H240V170H239ZM167 170H168V169H167ZM179 170H177V171H179ZM199 170H202V168L199 169ZM199 170H198V171H199ZM204 170H206V169H204ZM204 170H202V172H204ZM207 170L205 171V173H208ZM162 171H163V170H162ZM170 171H171V170H169V172H170ZM177 171H175V172H177ZM188 171H187V172H188ZM198 171H197L196 173L200 174L201 172L199 173ZM237 171H236V172H237ZM169 172H168V174H172L171 172H170V173H169ZM182 172H183V171H182ZM188 173H189V172H188ZM198 174H196V176H197ZM215 174H216V173H215ZM207 175H208L209 177L212 176L211 174H210L211 176H210L209 174H207ZM207 175H206V176H207ZM247 175H248V176H247ZM186 177H187V176H186ZM209 177H207V178H208L207 180H208V181L211 180V181L213 182V184L210 182L212 185L215 186V185L218 184V183H217V180L212 179V178L209 180ZM212 177H213V176H212ZM216 177H217V174L214 176V178H216ZM170 178H171V180H173L174 182H171ZM170 178H169V177H168V178L166 177V183H167L169 180H170V183L168 182L167 184H165V185H167V187H165V189H163V191H161V193L164 192L166 189H167V191H169V190L172 189V190L175 192V194L179 193V191H175V189L179 190V189H178V188H179L178 185H180V182H179L180 179L178 180L179 177L176 175L174 178L171 177V176H170ZM172 178H173V179H172ZM167 179H168V180H167ZM175 179H177V181H178V184H175V187H178V188H173L174 186L171 185V184L175 183ZM216 179H218V177H217ZM196 180H197V179H196ZM205 180H206V179H205ZM207 180H206V182H208ZM213 180H215V184H214V181H213ZM253 180H254V181H253ZM197 181H199V180H197ZM229 181H230V180H229ZM235 181H236V180H235ZM226 182H227V181H226ZM226 182H225V183H226ZM232 182L235 183L234 181H232ZM232 182L230 181V183H232ZM197 183H198V182H197ZM199 183H200V184H203L202 186H200L201 189H202L203 186H205V185H204V182L201 183V181H200ZM208 183H209V182H208ZM210 183H209V184H210ZM225 183H224V184H225ZM227 183H228V182H227ZM227 183H226V184H227ZM233 183H232V184H233ZM200 184H199V185H200ZM206 184H207V183H206ZM211 184H210V185H211ZM222 184H223V183H222ZM232 184H230V185H232ZM170 185H171L172 187H170ZM173 185H174V184H173ZM194 185H196V184H194ZM210 185H209V186H210ZM212 185L210 186V188H212V191H213V190L216 191L215 189H217V188H215L214 186H213V187H214V188H213ZM227 185H228V184H227ZM230 185H229V186H230ZM168 186H169V187H168ZM217 186H218V185H217ZM260 186H261V187H260ZM186 187H187V186H186ZM189 187H190V186H189ZM207 187H208V186H206V188H207ZM184 188H185V187H184ZM187 188H188V187H187ZM190 188H191V187H190ZM188 189H189V188H188ZM181 190L183 191L182 188L180 189V191H181ZM185 190H186V189H185ZM205 190H206V189H205ZM207 190L209 191V190H211V189H209V187H208ZM231 190H232V189H231ZM208 191H206V192H208ZM212 191H211V193H212ZM169 192L171 193L172 191H169ZM169 192H168V193H169ZM174 192H173V193H174ZM184 192H185V191H183V193L180 192V193H182V196H184ZM186 192H187V190H186ZM217 192H218V191H217ZM217 192H213V194H210V191H209V192H208V193H209L208 196H210V195H214V193H215V196H216V193H217ZM170 193L168 194V197H171V196L173 195V193H172V194H170ZM252 193H253V191H252ZM169 195H171V196H169ZM217 195H218V194H217ZM258 195H259V194H258ZM258 195H257V196H258ZM263 195H264V193H263ZM173 196H174V195H173ZM243 196L246 198V197L248 196V193H247V195H242V197H243ZM250 196H251V195H250ZM168 197H167V198H168ZM206 197H207V196H206ZM251 197H252V196H251ZM173 198H174V197H172V198H170V199L168 198V199L170 200V202H172V201L174 200ZM245 198H242V201L240 202V204H238V205L236 204L237 207H235V204H234L233 207H235V208L227 207V205H226L225 203H223V206H224V207H222V210H221L219 213H218V210H216V207L219 208L220 205L217 204L218 206H215V203H214V202H213L214 204H211V205H210V206L213 205V206L215 207V208H214V207L212 206V208L210 207V209H213V208H214L213 210L215 211V213H218L216 219L219 218V217H220V219H223V221H222L223 224H222V225H220V223H219L218 221H216V222L218 223V226H221V227H222L220 230L223 229V231H225V232H224V237H223V239H225V242L227 243V244L225 243L226 246H224V247H225V250H227V252H229L230 250H233V251H234V253H232L231 255H229V253H226V254H225L226 256H225V255L223 256L224 258L228 257L227 260H228V262H229L230 264H243V263H244V259L247 257V255H245V258H244L243 260H242L241 258H242V256L244 255L245 251L247 250L246 248H247V247L250 245V243L252 242V237H250V236L248 235V233L246 234V231L244 230V227H243V226H244V223H243V222L247 219V217L243 220V219H242V216H244V217L246 216V215H245V214H246L245 212H246V210L249 208L248 205L250 204V202H249V204H248L249 198H248V199H247V198L245 199ZM168 199H167L166 203L169 201ZM229 199H230V201H231V200H232V197H231V196H228V204H231V203L229 202ZM250 200H252V199L250 198ZM258 200H259V199H258ZM173 202H174V201H173ZM231 202H232V201H231ZM261 202H262V201H261ZM210 203H212V202H210ZM232 203H233V202H232ZM261 204H263V202H262ZM170 205H172V204H170ZM203 205H205V204H203ZM207 205L209 206V203L206 204L205 206H207ZM168 206H169V205H168ZM201 206H202V205H201ZM208 206H207V207H208ZM228 206H229V205H228ZM255 206H256V207H255ZM202 207H203V206H202ZM207 207H205V208H206V209H209V208H207ZM220 207H221V206H220ZM226 207H227V208H226ZM258 207H259L258 203H255L254 205L251 206V208H253V209H252L253 213L250 214L251 216H250L248 219H252V215L255 216L254 213H255L256 211L258 212ZM186 208H187V207H186ZM199 208H201V207L199 206ZM203 208H204V207H203ZM203 208H202V209H203ZM218 208H217V209H218ZM228 208H229V209H228ZM187 209H188V208H187ZM219 209H221V208H219ZM185 211H187V210H185ZM200 211H201V210H200ZM202 211H203V210H202ZM202 211H201L200 213L205 214V211H204V212H202ZM214 211H213V212H214ZM215 213H214V214H215ZM229 213H230V215H231L232 217L229 216ZM244 213H245V214H244ZM214 214L212 213V216H213ZM224 214H225V215H224ZM227 214H228V215H227ZM248 214H249V213H248ZM226 215H227V217H226ZM213 217H214V216H213ZM230 217H231V218H230ZM231 219L237 220V222L234 223L232 226L230 225V220H231ZM257 224H258V223H257ZM263 225H264V223H263ZM257 226H258V225H257ZM153 227H154V228H158L157 230H155V231L158 232L159 227H155V225H153ZM240 227H243V228L241 229ZM155 231H154V232H155ZM263 231H264V229H263ZM221 232H222V231H221ZM260 232H261V231H260ZM210 233H213V235H214V232H213V231H212V232L210 231ZM220 234H221V233H220ZM263 234H264V232H263ZM214 236H215V235H214ZM261 238H262V237H261ZM214 240H216V238H215ZM175 244H176V243H175ZM172 245H174V244H172ZM174 246H176V245H174ZM261 246H263V245H261ZM172 248H173V247H172ZM172 248L170 247L171 251H172ZM175 248H176V247H174V249H175ZM194 248H195V246L192 247L191 249H194ZM191 249H190V250H191ZM195 249H197V247H196ZM173 251H174V250H173ZM173 251H172V253H173ZM174 252H177V251H174ZM195 252H196V251H195ZM221 252H222V250H221ZM221 252H220V253H221ZM172 253H171V254H172ZM235 253H238L239 255H238V256H234ZM168 254H169V253H168ZM171 254H170V255H171ZM173 254H174V253H173ZM173 254H172V255H173ZM173 260H174V259H173ZM224 261H225V260H224Z\"/></svg>",
	"mask_w": 264,
	"mask_h": 264
}]
</instances>
